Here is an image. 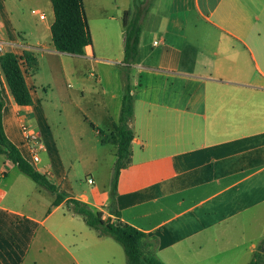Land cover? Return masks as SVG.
Wrapping results in <instances>:
<instances>
[{"label": "crops", "instance_id": "obj_1", "mask_svg": "<svg viewBox=\"0 0 264 264\" xmlns=\"http://www.w3.org/2000/svg\"><path fill=\"white\" fill-rule=\"evenodd\" d=\"M40 2L0 0L6 52L22 56L33 49L39 60V72L26 78L34 89L48 85L41 77L45 67L57 81L68 76V60L95 57L92 46L84 56L58 52L52 3L46 14L33 6ZM129 2L84 0V5L89 20L102 18L104 11L105 35L110 26H121L125 40ZM136 2L146 9L138 55L124 65L123 44L119 67L104 77L94 113L102 116L99 122L86 116L91 109L76 104L77 115H84L81 124L51 125L37 109L40 97L33 90V106L16 104L0 70L5 133L36 170L110 217L114 177L102 186L82 178L97 177L102 149L104 158L117 160L115 147L102 139L119 122L129 73L134 140L131 163L121 170L117 186L121 220L157 239L156 256L164 264H249L264 240V231L254 238L243 232L264 218V0ZM71 95L63 101L74 104ZM22 114L47 147L38 164L21 133ZM17 168L0 155V264H128L107 241L112 237L100 236L66 203L54 206L55 196Z\"/></svg>", "mask_w": 264, "mask_h": 264}, {"label": "trees", "instance_id": "obj_2", "mask_svg": "<svg viewBox=\"0 0 264 264\" xmlns=\"http://www.w3.org/2000/svg\"><path fill=\"white\" fill-rule=\"evenodd\" d=\"M55 14V22L51 27L52 41L60 53L84 56L86 48L92 46L93 38L88 23L84 0H50ZM146 9L136 2L134 15L125 12V56L124 65L131 66L137 58L141 34V19ZM0 70L7 85L20 107L34 105L32 90L26 78L40 70L39 60L33 49H26L22 56L6 52L0 57ZM125 91L122 101V111L118 123L113 124L112 131L102 139L111 143L117 158L115 174L110 191L108 210L110 217H105L101 210L92 208L87 203L77 200L60 186L53 183L49 177L36 170L22 155L18 147L7 137L4 130L3 111L4 100L0 87V155H5L19 170L32 179L37 185L50 191L55 196L54 206L66 203L70 211L81 215L87 225L98 232L100 236L112 237L122 245L128 264H164L156 256L158 241L151 239L143 231L121 220V212L117 206V186L121 170L131 163V144L134 132L130 126L133 114V96L130 87V74L124 77ZM94 128V125L91 124ZM264 242V240H263ZM264 245V244H263ZM260 247L249 264H264V246Z\"/></svg>", "mask_w": 264, "mask_h": 264}, {"label": "rangeland", "instance_id": "obj_3", "mask_svg": "<svg viewBox=\"0 0 264 264\" xmlns=\"http://www.w3.org/2000/svg\"><path fill=\"white\" fill-rule=\"evenodd\" d=\"M47 1L48 4H45ZM47 1L44 3V1L41 0L40 4L38 3L37 5L35 4L33 6L37 7L38 10H42L48 14L50 11L48 10V7L51 8L52 6L50 1ZM122 4H128V0H122ZM129 4L132 8L130 11L132 12V15H134L136 8L135 0H130ZM112 9H114V6H112ZM102 15V18H93V16H91L90 20L88 19L89 27L91 28L92 26V29H90L93 38V44L91 48L95 54V57L93 59L78 60V63L76 62L77 60H68L66 62V66L67 63L69 64V66H67L68 76L64 77L60 75L57 81L54 79L53 72L49 68L45 67L41 77H43V80L48 85L45 87V89L36 86L33 90L34 93L40 97L37 100V109H43L45 111L50 119L49 121L51 122V125L53 126L62 125L66 128L68 125L74 128L76 125L81 124L84 115H77L75 109L76 104L78 106H82L83 108H88V110L91 109L92 111H90V113H88L86 116H88L94 122H99V120L102 118L100 114L94 113L96 112V105L101 102L103 97L102 89H104V77H111V71L114 69L116 70L119 67L116 60L121 55L123 44L125 46V40L120 34L121 26H110L109 29L110 31L112 30L111 33L105 35L103 18L104 11ZM32 16L33 20L38 19L37 16H34L33 14ZM104 61L105 63L106 61L113 62L114 66H111L112 64H105ZM100 80L102 81V85L98 84ZM81 90L83 91L81 92ZM69 93L72 94L71 96L73 98H75L74 104H72L70 100L65 102L63 101V99L66 98ZM87 127L91 131L90 126L88 125ZM93 137V134L87 135V139L95 142L97 139ZM94 142L92 143L93 145ZM101 152L103 157L101 156L99 164L96 165L97 177L84 176L82 178L84 183H89L90 179H94L98 186L112 183L116 159L110 158L108 154H106L104 158V149H102ZM16 171L19 173L18 168ZM75 180H78L77 177ZM31 183L35 185L33 181ZM263 231L264 218L258 222L257 226L255 225L253 228L244 229L243 232L246 236H248V238H254L257 235L262 234ZM107 241L119 247L123 253V256L126 257L124 249L119 243H117L112 238H109ZM257 244L258 250L260 247H262L264 242L262 241Z\"/></svg>", "mask_w": 264, "mask_h": 264}, {"label": "built area", "instance_id": "obj_4", "mask_svg": "<svg viewBox=\"0 0 264 264\" xmlns=\"http://www.w3.org/2000/svg\"><path fill=\"white\" fill-rule=\"evenodd\" d=\"M32 13L34 15H38L42 20L45 19L44 13H39L36 10H33ZM155 44H157V42ZM5 53H6L5 44L2 41H0V57ZM19 119L21 123V133L24 142L27 146L29 156L32 162L38 164L41 162L42 154L47 152V147L43 143V140L41 139L36 129L28 123L26 116L22 114L19 116ZM89 183L93 184L94 181L90 179Z\"/></svg>", "mask_w": 264, "mask_h": 264}]
</instances>
